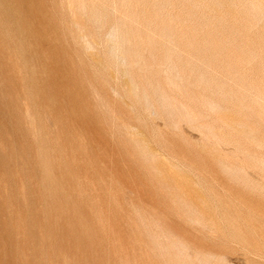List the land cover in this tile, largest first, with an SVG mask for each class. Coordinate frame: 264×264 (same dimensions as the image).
<instances>
[{"label": "rangeland", "instance_id": "rangeland-1", "mask_svg": "<svg viewBox=\"0 0 264 264\" xmlns=\"http://www.w3.org/2000/svg\"><path fill=\"white\" fill-rule=\"evenodd\" d=\"M0 264H264V0H0Z\"/></svg>", "mask_w": 264, "mask_h": 264}, {"label": "bare ground", "instance_id": "bare-ground-1", "mask_svg": "<svg viewBox=\"0 0 264 264\" xmlns=\"http://www.w3.org/2000/svg\"><path fill=\"white\" fill-rule=\"evenodd\" d=\"M28 149V148H27Z\"/></svg>", "mask_w": 264, "mask_h": 264}]
</instances>
